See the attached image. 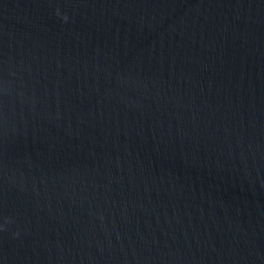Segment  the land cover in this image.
<instances>
[{"label": "water", "instance_id": "water-1", "mask_svg": "<svg viewBox=\"0 0 264 264\" xmlns=\"http://www.w3.org/2000/svg\"><path fill=\"white\" fill-rule=\"evenodd\" d=\"M0 264H264V0H0Z\"/></svg>", "mask_w": 264, "mask_h": 264}, {"label": "clouds", "instance_id": "clouds-1", "mask_svg": "<svg viewBox=\"0 0 264 264\" xmlns=\"http://www.w3.org/2000/svg\"><path fill=\"white\" fill-rule=\"evenodd\" d=\"M65 19H67V17H65Z\"/></svg>", "mask_w": 264, "mask_h": 264}]
</instances>
